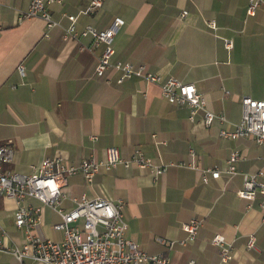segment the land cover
<instances>
[{"label": "crops", "instance_id": "obj_1", "mask_svg": "<svg viewBox=\"0 0 264 264\" xmlns=\"http://www.w3.org/2000/svg\"><path fill=\"white\" fill-rule=\"evenodd\" d=\"M92 1L51 6L60 27L48 31L41 19L20 18L30 0H0V146L14 151L3 170L30 175L31 167L45 159L79 165L92 156L104 159L109 147L119 148L123 158L140 150L154 163L173 167L157 180L136 166L101 172L92 184L81 175L71 176L63 208L73 210L71 197L83 195L122 200L125 237L148 255L164 254L174 264H222L211 244L220 234L234 248L227 264H260L264 196L248 201L237 193L243 189V174L264 170V146L252 139L224 140L219 133L241 121L244 97L264 101V9L248 16V0H102L101 7L84 14ZM67 15L77 16L79 31L87 26L103 31L116 18L123 19L113 42V62L144 66L164 80L194 85L208 110L224 114L228 122L207 128L202 113L190 122L188 108L170 104L159 85L143 79L119 85L120 73L114 70L97 77L102 49L91 51L90 38L62 41ZM209 21L216 30L207 27ZM225 40L231 41L230 49ZM234 151L243 156L236 164L238 175L222 174L203 184L200 170L225 171ZM191 162L200 169L182 167ZM42 208L35 233L61 242L63 232L53 228L59 216ZM15 209L13 200L0 198V228L12 238L10 246L23 242ZM194 219L203 220L196 240L169 248L168 242L186 239L182 226ZM251 236L256 248L249 250ZM162 239L164 243L158 241ZM0 264L36 263L0 252Z\"/></svg>", "mask_w": 264, "mask_h": 264}, {"label": "built area", "instance_id": "obj_2", "mask_svg": "<svg viewBox=\"0 0 264 264\" xmlns=\"http://www.w3.org/2000/svg\"><path fill=\"white\" fill-rule=\"evenodd\" d=\"M66 0H30L28 10L20 15L22 20L41 19L48 31L60 27V23L52 18L50 7L63 5ZM102 0H93L89 7L83 11L90 13L94 8L101 7ZM264 9V0H248L247 15L254 16L259 9ZM187 12H183L185 17ZM68 27L63 31L65 42L90 38L91 51L102 49L95 69V74L103 78L108 71L114 70L120 73L117 81L119 85L133 78L144 80L150 84L159 85L163 98L173 105L184 106L189 110V120L196 122L197 114L202 113V123L211 128L214 122L227 123L224 114H216L208 110L204 96L198 92L192 84H184L175 78L163 79L157 74L150 73L144 66H135L131 63L113 62L114 38L124 27L125 21L116 18L112 25L103 31L87 26L83 30L77 29V16L67 15ZM207 27L216 30V23L209 21ZM48 33L46 38H48ZM227 49L232 47L229 40H225ZM23 74V66H20ZM222 139L238 140L252 139L258 146H264V101L254 100L249 97L242 99V117L233 129L221 130ZM92 140H97L92 136ZM192 158L195 153L191 150ZM14 151L10 145L0 146V198L6 197L14 201L16 205L14 223L17 230L23 236L20 245H9L12 238L0 228V252L17 258L19 262L33 261L36 264H174L166 255H148L138 248L132 241L126 239L127 223L123 209L125 203L122 200L116 202L104 198L88 199L85 195L71 197L75 208L66 211L62 204L69 198L66 187L67 179L71 176L81 175L88 184L94 182L95 177L101 172H110L122 166L125 169L137 168L148 171L157 180L164 175L172 165L156 164L145 154L136 150L130 158H123L119 148L109 147L105 150V158L90 157L79 165L64 163L62 158L45 159L39 166H32V174L24 175L15 172H5L6 164L13 161ZM243 156L234 151L230 153L227 161V169L207 168L201 171L203 184H209L210 180H218L222 174L230 177L238 175L236 164ZM173 167V166H172ZM182 167L199 170L195 162L183 164ZM264 170L255 174H243V189L237 195L240 199L253 201L256 196H264ZM38 201L42 206L51 208L59 216L60 222L53 226L54 230L63 232V240L54 242L42 239L35 233L38 225L42 224V206L32 204ZM264 208V206H262ZM264 224V216H263ZM203 226V220L194 219L182 226V230L188 235L186 239L178 242H168L169 248L178 243L185 246L188 242L196 240L199 230ZM164 243V240H158ZM213 247L219 250L220 262L227 264L233 259V245L227 239L218 234L211 241ZM247 248H256L254 236L249 238ZM184 264H196L194 260Z\"/></svg>", "mask_w": 264, "mask_h": 264}, {"label": "rangeland", "instance_id": "obj_3", "mask_svg": "<svg viewBox=\"0 0 264 264\" xmlns=\"http://www.w3.org/2000/svg\"><path fill=\"white\" fill-rule=\"evenodd\" d=\"M261 263H262V264H264V258H263V259H261V262H260V264H261Z\"/></svg>", "mask_w": 264, "mask_h": 264}]
</instances>
